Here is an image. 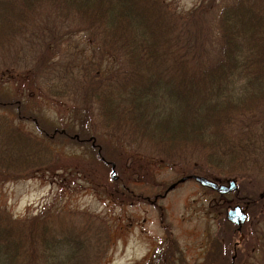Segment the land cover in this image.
<instances>
[{"label":"trees","instance_id":"16d2710c","mask_svg":"<svg viewBox=\"0 0 264 264\" xmlns=\"http://www.w3.org/2000/svg\"><path fill=\"white\" fill-rule=\"evenodd\" d=\"M177 10L169 0H0V57L10 58L19 43L35 39L42 49L38 74L18 72L17 65L0 69V85L13 87L3 91L6 98L0 95V182L37 173L62 180L48 143L76 135L44 127L21 98L35 92L83 110L84 123L94 129L91 140H116L137 162L149 164L148 175L164 168L181 178H229L252 169L262 175L264 0L221 6L208 34L199 21L201 7ZM60 49L62 71L53 78L48 74L55 72ZM33 76L46 79L37 87ZM135 187L124 185L130 200L139 199ZM232 195L233 205L247 207L245 224L251 222L258 198L241 188ZM69 213L48 208L18 220L0 207V264H98L100 252L85 244L95 229L74 212L71 220H55ZM255 255L245 264H264V252Z\"/></svg>","mask_w":264,"mask_h":264},{"label":"rangeland","instance_id":"374dc122","mask_svg":"<svg viewBox=\"0 0 264 264\" xmlns=\"http://www.w3.org/2000/svg\"><path fill=\"white\" fill-rule=\"evenodd\" d=\"M169 1L182 13L201 7L199 21L203 22V29L207 33L213 30V17L219 8L231 0H204L205 6L200 4L203 0ZM40 46L37 39L30 43H19L15 51L11 48L10 58L0 57V62H3L0 63V69H10L17 65L18 72H24L25 68L28 73L38 74L41 72L40 69L37 70L42 50ZM205 46L208 54H212L211 46ZM61 53L63 56V50L60 49L59 56L52 63L55 72L48 74L51 77L61 75L58 71H62ZM214 57L215 55L212 58ZM46 76H33V82L40 87ZM2 81L5 83L7 78ZM12 88L0 85V95L6 98L7 92L3 91ZM21 98L34 109L35 116L45 128L50 131L66 130L70 135H76V140L61 138L48 143L51 155L58 165L57 169L62 172L60 182L56 175L38 173L23 180L0 182V207L13 219H31L48 208L50 211L63 209L70 212L55 220H71V215L76 213L74 216L82 218L85 226L95 229L93 238L87 235L90 238L85 239V244L89 250L92 245L94 252H100L98 264H158L163 249L166 250V257L163 256L162 259H167V263L203 264L204 254L210 246L211 253L219 256L215 257L218 260L216 264H229L227 261H230V251H225L222 243L229 239L232 244L236 235L228 232L225 219L217 225L210 218L221 219L220 216H225L226 210L235 206L232 204V194L220 200L212 197L209 189L201 188L196 182L189 180L178 184L163 199L153 202L158 193L149 190L152 186L162 184L163 189L159 194H163L170 185L181 179L180 176L173 175L172 169L164 168L148 175L146 170L149 164L144 160L137 162L135 155H130L128 148L125 151L116 140L106 135H97L95 141L91 140V130L94 129L84 123L86 120L83 119V110L74 112L73 105L68 100L56 103L46 101L39 98L36 92L33 97ZM68 106L72 108L71 113H68ZM27 127V131H35L31 125ZM86 136L88 137L85 138ZM112 166L116 182L110 178ZM197 176L220 185L234 181L237 188L258 198L257 207L249 210L252 221L244 223L239 232L231 227V230L242 235L241 239L236 240V263L239 260V264H245L251 258L256 261L255 254L264 252V171L261 175L257 169H252L229 178H218L211 173ZM128 183L136 185L135 195L139 199L127 198L124 185ZM213 210L218 213L212 214ZM246 220L250 219L246 217ZM46 222L50 223L49 220H45ZM251 230L254 232L250 234ZM220 233L224 235L219 237ZM209 236L212 241L208 240ZM231 251L233 254L235 248L231 247ZM224 253L227 256L225 254L224 257Z\"/></svg>","mask_w":264,"mask_h":264},{"label":"water","instance_id":"95a60500","mask_svg":"<svg viewBox=\"0 0 264 264\" xmlns=\"http://www.w3.org/2000/svg\"><path fill=\"white\" fill-rule=\"evenodd\" d=\"M111 168H112V172L110 174V178L112 180H116L117 178L115 177L114 166H112ZM188 179H192L199 186L211 189L212 191H215L219 194H227L237 190V186L234 181H230L226 185H218L215 182L206 179L205 177L192 175L189 177H183L178 182L170 185L166 192L173 190L178 184L184 183ZM226 217L230 224L238 227V230H240V227L243 225L244 220L246 218L245 214L243 213L242 209L239 206H236L232 210H230L227 213Z\"/></svg>","mask_w":264,"mask_h":264},{"label":"flooded vegetation","instance_id":"af4514ba","mask_svg":"<svg viewBox=\"0 0 264 264\" xmlns=\"http://www.w3.org/2000/svg\"><path fill=\"white\" fill-rule=\"evenodd\" d=\"M201 188H204V187H201ZM205 189V188H204ZM160 193V192H159ZM167 193L168 192H164L163 194H158V195H155L154 196V199L152 200L153 202H155V201H157L158 199H163L166 195H167ZM233 192H230V193H227V194H219V193H217V192H215V191H212V190H210V195L213 197H216V198H219L220 200H221V198H223V197H226V196H229V195H231ZM209 195V196H210ZM148 199V198H147ZM146 199V200H147ZM150 201V200H149ZM218 204H220L219 202H217ZM236 206H238V205H235V206H233V208L234 207H236ZM239 207H241V206H239ZM233 208H231V209H228V210H226L225 211V216H220V218L221 219H217V218H210L211 220V222H215V224H216V222H217V225L220 223V221H222V220H224L225 219V221H226V223L227 224H229L231 227H233L235 230H237L236 229V227L235 226H233V225H231L229 222H228V220H227V217H226V215H227V213L230 211V210H232ZM242 208V207H241ZM242 211H243V213L245 214V216H246V212H245V209H242ZM214 213H218V211H216V210H213V213L212 214H214ZM222 214L224 213V212H221ZM224 215V214H223ZM213 219V220H212ZM244 221H246V220H244ZM208 240H211L212 241V239L210 238V236H209V239ZM228 242V243H227ZM228 245H229V239H227L226 240V242H223L222 243V247L224 248V250L226 251L227 249H228V251H230L229 250V247H228ZM236 245H237V243H234L233 242V248H235L236 247ZM210 248H211V246H210ZM210 248L208 249V251L206 250V254H204V257H203V264H216L215 262H218V260L216 259V258H219V256L217 257V256H215L214 254H212L211 253V250H210ZM210 250V251H209ZM166 254V250L165 249H163V252L160 254V256H159V259H160V261H159V263L158 264H160L161 262H162V258H163V256ZM225 254L226 253H224V257H225ZM170 256V255H169ZM226 256H227V254H226ZM216 257V258H215ZM228 257H230V261L232 262V263H234V261H235V254H231V255H229ZM210 258H211V261H210ZM209 260V261H208ZM228 262V261H227ZM170 264V263H169Z\"/></svg>","mask_w":264,"mask_h":264}]
</instances>
